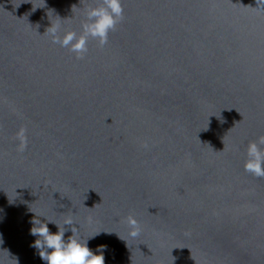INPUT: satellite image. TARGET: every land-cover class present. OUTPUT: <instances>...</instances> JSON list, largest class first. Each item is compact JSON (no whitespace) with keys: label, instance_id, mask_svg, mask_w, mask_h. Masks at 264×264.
<instances>
[{"label":"water","instance_id":"obj_1","mask_svg":"<svg viewBox=\"0 0 264 264\" xmlns=\"http://www.w3.org/2000/svg\"><path fill=\"white\" fill-rule=\"evenodd\" d=\"M96 2L0 0V264H46L32 221L69 216L65 240L99 232L105 264H264V178L244 170L264 135V4L122 0L84 59L44 35L80 32Z\"/></svg>","mask_w":264,"mask_h":264},{"label":"clouds","instance_id":"obj_2","mask_svg":"<svg viewBox=\"0 0 264 264\" xmlns=\"http://www.w3.org/2000/svg\"><path fill=\"white\" fill-rule=\"evenodd\" d=\"M256 2L258 6L264 4V0H256ZM83 16L80 32L75 30L62 32L61 24L51 21V26L44 33L53 44L68 49L76 59L85 58L89 51L90 40L96 41L100 48L108 43L110 32L115 31L117 25L124 20L122 0H97L96 3L84 9ZM26 133L27 129L22 127L16 134V138L19 140L17 146L19 152H23L27 148ZM246 157L244 170L254 177L264 178V135L248 142ZM125 222L129 228L128 235L131 238L140 236L142 226L133 215L129 214L125 218ZM48 223L55 222L48 219L46 222H42L36 218L32 221L33 227L30 230L31 235L38 237L31 246L38 250L40 259L46 264H105L102 250L106 249V245L98 247L97 252L100 254H95L88 247V238L99 234V232L87 239H82L78 235V229L71 227L72 235L66 241L65 232L67 229L64 225H74L72 218L67 217L63 226L55 223L58 228L56 233L50 232Z\"/></svg>","mask_w":264,"mask_h":264}]
</instances>
